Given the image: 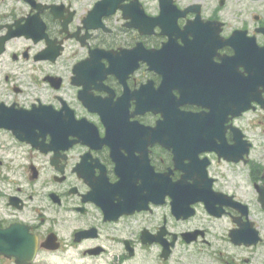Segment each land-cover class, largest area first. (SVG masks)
I'll return each mask as SVG.
<instances>
[{"label":"flooded vegetation","instance_id":"1","mask_svg":"<svg viewBox=\"0 0 264 264\" xmlns=\"http://www.w3.org/2000/svg\"><path fill=\"white\" fill-rule=\"evenodd\" d=\"M203 3L0 0V264H246L254 246L264 264V224L218 186L216 166L239 163L219 157L222 145L212 149L230 150L239 126L264 221V167L251 165L243 115L170 136L183 142L177 161L167 137L151 134L162 118L153 108L169 93L232 81L235 48L247 69L238 65L240 82L225 88L242 85L264 100L262 14L243 7L231 25L219 13L227 0L213 12ZM256 106L264 121V103ZM203 161L211 189L226 194L213 206L222 214L197 201L185 217ZM204 216L210 226L197 221ZM249 221L257 243L235 244L232 234L248 232Z\"/></svg>","mask_w":264,"mask_h":264},{"label":"rangeland","instance_id":"2","mask_svg":"<svg viewBox=\"0 0 264 264\" xmlns=\"http://www.w3.org/2000/svg\"><path fill=\"white\" fill-rule=\"evenodd\" d=\"M197 2L204 1L203 4H209L213 12L214 8L218 6V0H195ZM247 7L252 11L262 14L261 19L264 21V0H227L226 7L220 11L227 16L231 25L235 22L236 15L235 13ZM208 13H211L209 11ZM258 121H262L260 124ZM238 124L246 129L247 133L254 137V146L255 150L252 155V166L255 167H264V121L259 116V111L253 110L244 114L243 119L238 120ZM216 169L220 171L224 176L219 178L218 186L228 192L234 193L239 199L243 200L249 205L250 208V217L256 225L263 226V214L259 209L257 202V194L254 189L249 167H245L241 162L239 164H233L231 167L225 164H218ZM198 222H203V225L210 226L211 224L207 221L206 217H201L197 219ZM224 221V225H226ZM227 227H224L222 233L226 234ZM246 258H249V261L246 264H260L261 257L258 252L257 246L247 248V253H245Z\"/></svg>","mask_w":264,"mask_h":264},{"label":"water","instance_id":"3","mask_svg":"<svg viewBox=\"0 0 264 264\" xmlns=\"http://www.w3.org/2000/svg\"><path fill=\"white\" fill-rule=\"evenodd\" d=\"M234 92H236V91H232V92H230L229 94H233V97L235 98V99H237L238 101H240V103H248V105H249V99H246V93L245 92H237V93H234ZM210 109H211V111H210V113H212L210 116H209V118L210 119H213V114H216L217 113V111H218V107L217 106H213V104H211L210 106ZM245 107H247V106H244V107H242V108H245ZM189 117L192 119V121L193 122H199L200 120H204V121H206V115H204V114H200V113H194L193 115H191V114H189ZM113 133L114 134H117V131H113ZM151 134H153V135H157V136H163V137H167V139H168V141H169V143H171V144H173V142H172V140H171V137H170V134L168 133V129H167V126L165 125V123L164 122H159L158 124H157V128H155V129H153L152 131H151ZM180 156H178L177 157V155H176V158L178 159ZM226 157H228L229 159H232V160H234V161H238L239 160V154H237L236 152H234V150L232 151V150H229L228 152H227V156ZM180 161V160H179ZM202 177H205V171H202L201 172V174H200ZM209 185H210V183H208ZM209 188V186H204L201 190H200V195H201V193L203 192V191H205V190H207ZM199 191V189L195 192V195H196V197L195 198H192V199H190V200H187V198H190V197H188V196H186V200H185V202H186V205H185V207H184V213H185V217H187V216H190L192 213H193V211H192V209H189L188 208V203H190L191 201H195V199H197V196L199 195L198 192ZM185 193H187V192H185ZM209 193H210V191H209ZM216 195V194H215ZM215 202H219V199L218 200H216V201H212V200H209V203H208V201L207 200H205V204H206V209L209 211V212H211V213H216V211L214 210V208H213V206H214V204H215ZM222 205V204H221ZM217 214V213H216ZM221 213H218L217 215H220ZM232 237H233V240L235 241V242H239V241H241L242 239H244L243 241L244 242H246V243H248V244H251V243H255L256 241H257V232L255 231V230H253L252 229V227H251V223H248V232H246V233H242L241 231H240V233L238 234V235H232Z\"/></svg>","mask_w":264,"mask_h":264}]
</instances>
